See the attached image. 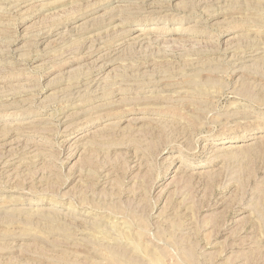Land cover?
Wrapping results in <instances>:
<instances>
[{
    "label": "rangeland",
    "instance_id": "374dc122",
    "mask_svg": "<svg viewBox=\"0 0 264 264\" xmlns=\"http://www.w3.org/2000/svg\"><path fill=\"white\" fill-rule=\"evenodd\" d=\"M112 258L264 264V0H0V264Z\"/></svg>",
    "mask_w": 264,
    "mask_h": 264
},
{
    "label": "bare ground",
    "instance_id": "6f19581e",
    "mask_svg": "<svg viewBox=\"0 0 264 264\" xmlns=\"http://www.w3.org/2000/svg\"><path fill=\"white\" fill-rule=\"evenodd\" d=\"M144 4H145V3H144ZM128 6H129V5H128ZM137 10H140V9H137ZM140 11H141V10H140ZM131 12H132V11H131ZM138 30H139V29H138ZM139 38H140V36H139ZM143 42H144V41H143ZM119 49H120V48H119ZM117 51H118V50H117ZM119 53H120V52H119ZM117 54H118V53H117ZM252 54H253V53H252ZM32 105H33V104H32ZM233 145H234V144H233ZM230 147H233V146H231V145L228 146V148H230ZM231 149H232V148H231ZM231 149H230V150H231ZM235 149H237V148H235ZM228 150H229V149H228ZM228 150H227V151H228ZM232 150H234V149H232ZM230 152H231V151H230ZM233 152H234V151H233ZM204 153H205V152H204ZM207 153H208V152H207ZM212 153H213V152H212ZM68 215H69V214H68ZM71 217H72V216H71ZM72 218H74V216H73ZM74 219H75V218H74ZM77 219H78V218H77ZM78 220H80V219H78ZM87 220H88V219H87ZM87 220H86V221H87ZM95 220H96V219H95ZM81 222H82V221H81ZM83 222H84V221H83ZM93 222H94V221H93ZM99 222H100V221H99ZM84 223H85V222H84ZM87 223H88V222H87ZM95 223H96V222H95ZM89 225H91V224H89ZM95 225H96V224H95ZM110 225H111V224H110ZM92 227H93V226H92ZM121 227H122V226H121ZM121 227H120V228H121ZM118 229H119V228H118ZM121 229H123V228H121ZM125 229H126V228H125ZM125 229H124V230H125ZM121 232H122V231H121ZM122 233H124V231H123ZM117 234H118V233H117ZM119 234H120V233H119ZM86 240H87V239H86ZM86 240L84 239V241H86ZM113 256H115V255H113ZM115 258H118V257H115ZM118 259H119V258H118ZM112 260H113V258H112ZM119 260H121V259H119ZM112 262H113L114 264L116 263L115 260H113ZM117 262H119V261H117ZM125 262H127V261H125ZM133 262H134V260H133ZM119 263H120V262H119ZM121 263H123V262H121ZM130 263H131V262H130ZM131 264H133V263H131ZM136 264H137V263H136Z\"/></svg>",
    "mask_w": 264,
    "mask_h": 264
}]
</instances>
